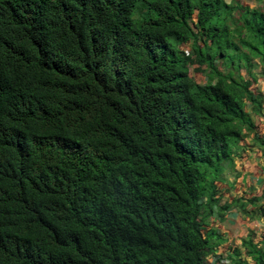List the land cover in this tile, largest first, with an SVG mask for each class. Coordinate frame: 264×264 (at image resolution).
I'll return each mask as SVG.
<instances>
[{
  "label": "trees",
  "instance_id": "16d2710c",
  "mask_svg": "<svg viewBox=\"0 0 264 264\" xmlns=\"http://www.w3.org/2000/svg\"><path fill=\"white\" fill-rule=\"evenodd\" d=\"M256 1L0 0V264H207L262 104Z\"/></svg>",
  "mask_w": 264,
  "mask_h": 264
},
{
  "label": "crops",
  "instance_id": "0c3cea01",
  "mask_svg": "<svg viewBox=\"0 0 264 264\" xmlns=\"http://www.w3.org/2000/svg\"><path fill=\"white\" fill-rule=\"evenodd\" d=\"M226 1L250 8L257 4L256 0ZM256 67L257 80L251 91L262 97V104L250 115L252 127L237 139L232 161L219 182L217 202L202 223L213 246L207 264H232L236 252L244 257L249 241L264 251V81Z\"/></svg>",
  "mask_w": 264,
  "mask_h": 264
},
{
  "label": "rangeland",
  "instance_id": "374dc122",
  "mask_svg": "<svg viewBox=\"0 0 264 264\" xmlns=\"http://www.w3.org/2000/svg\"><path fill=\"white\" fill-rule=\"evenodd\" d=\"M195 67H191L190 66V74L191 76L198 82V83H204L205 82V79H206V75H205V72H202V71H197V72H194L192 71Z\"/></svg>",
  "mask_w": 264,
  "mask_h": 264
}]
</instances>
